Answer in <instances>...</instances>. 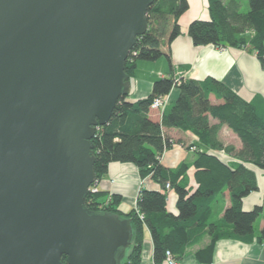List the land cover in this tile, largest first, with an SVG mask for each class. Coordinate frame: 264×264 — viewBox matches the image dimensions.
Instances as JSON below:
<instances>
[{
	"label": "water",
	"instance_id": "95a60500",
	"mask_svg": "<svg viewBox=\"0 0 264 264\" xmlns=\"http://www.w3.org/2000/svg\"><path fill=\"white\" fill-rule=\"evenodd\" d=\"M154 0H0V264H121L131 219L84 205L97 125ZM65 255V261L62 260Z\"/></svg>",
	"mask_w": 264,
	"mask_h": 264
},
{
	"label": "trees",
	"instance_id": "16d2710c",
	"mask_svg": "<svg viewBox=\"0 0 264 264\" xmlns=\"http://www.w3.org/2000/svg\"><path fill=\"white\" fill-rule=\"evenodd\" d=\"M207 2L209 19L196 18L187 26L192 43L245 49L256 55L264 69V0H247L246 11H241L240 0ZM187 8L188 0H154L148 7L147 29L136 37L124 71L130 77L138 59L155 60L163 56L170 72L153 81L146 97L133 101L119 97L109 120L96 126L92 138L95 178H101L112 161L131 162L141 178L150 177L162 188L168 181L177 194L178 213L173 214L166 208L165 192L160 190L141 187L135 207L125 212L118 208L121 200L118 194L106 196L101 189L87 192L84 205L89 210L116 212L131 219V243L121 264H141L145 227L150 232L156 264L164 261L167 249L175 258H181L186 247L206 234L210 235V242L195 255L199 260L209 261L214 243L221 237L251 241L253 222L262 212L258 204L249 210L242 209V198L257 189L254 172L241 163L231 164L221 159L213 151L224 148L216 137L220 127L226 124L241 141L237 155L264 169V96L255 93L246 100L214 77L197 80L173 75L170 44L180 31L178 17ZM175 77L179 82L174 81ZM174 87L178 89L177 96L168 101L160 121L153 120L149 116L152 99L169 94ZM210 96L221 102L213 103ZM210 118L217 122H211ZM164 127L189 130L197 136L202 149L195 151L192 162H182L176 168L160 163L163 151L174 142L164 133ZM190 166L195 167L197 182L192 191L176 181L180 176L183 178ZM225 189L230 202L220 220L221 225L229 224L231 229H222L215 220H208L213 200L223 195ZM256 239L264 243V227ZM62 260L65 261V255Z\"/></svg>",
	"mask_w": 264,
	"mask_h": 264
},
{
	"label": "crops",
	"instance_id": "0c3cea01",
	"mask_svg": "<svg viewBox=\"0 0 264 264\" xmlns=\"http://www.w3.org/2000/svg\"><path fill=\"white\" fill-rule=\"evenodd\" d=\"M243 4L244 2L240 1V8ZM207 5V0H188V8L178 17L180 31L170 44L173 67L171 72L174 76L197 80L214 77L223 81L246 100L255 93L264 96V69L254 53L237 47L192 43L187 34V26L196 18L209 19ZM169 72L168 61L163 56L155 60H137L133 75L130 76L131 87L126 98L133 101L146 97L151 91L153 81L168 75ZM177 94L178 89L173 88L169 93V101L175 99ZM210 98L211 101L216 100L213 96ZM149 116L155 121H160L158 110L150 109ZM215 121L212 119V122ZM163 131L174 142L170 148L163 151L159 158L160 163L168 168H176L182 162H192L196 153L189 149L190 145H194L197 149L202 147L197 136L189 130L177 127H164ZM240 145L239 140L238 146ZM243 165L254 172L257 189L242 198V209L249 210L256 204L262 206V212L253 222L254 238L246 241L221 237L214 243L210 260L202 261L197 259L195 252L210 242V235H203L198 241L186 247L181 258H175L174 253L171 252L177 264H264V243L256 239L259 230L264 227V169L246 162ZM194 172L195 167L190 166L183 178L180 176L176 181L192 191L197 186ZM141 187L162 192V186L158 182L150 177L141 178L138 168L131 162L112 161L101 177L100 189L105 191L106 196L112 193L118 194L121 197L118 208L124 212L135 207ZM176 199L177 194L172 187L166 192V208L173 214L178 213ZM229 202V194L225 189L223 195L216 196L210 207L208 220H215L222 229H231L229 224L221 225L220 220L222 211ZM143 237L141 264H156L153 261V244L147 227L144 228Z\"/></svg>",
	"mask_w": 264,
	"mask_h": 264
},
{
	"label": "rangeland",
	"instance_id": "374dc122",
	"mask_svg": "<svg viewBox=\"0 0 264 264\" xmlns=\"http://www.w3.org/2000/svg\"><path fill=\"white\" fill-rule=\"evenodd\" d=\"M242 2H244L241 11H246L248 9V4H247V0H240ZM139 60V59H138ZM176 88V87H174ZM213 103H217V102H221V100H213ZM210 121L212 122V118H210ZM217 122V121H216ZM217 140L219 142L223 143L224 148L223 149H217L215 151L211 150V149H207V151H213L214 153H216L221 159L230 162L231 164H244L246 162V158L244 159L243 157H239L237 155V150L241 147L238 146L239 143V137L234 133V131L229 128L226 124H223L220 129L218 130L217 133ZM241 142V141H240ZM191 146V145H190ZM229 147H232L233 149H229ZM189 149H191L189 147ZM196 151L197 148L194 147V149H191ZM246 163H250V162H246ZM252 164V163H250ZM168 182V181H167ZM170 184V183H169ZM170 186L172 187V185L170 184ZM128 253V249L126 250V254Z\"/></svg>",
	"mask_w": 264,
	"mask_h": 264
},
{
	"label": "built area",
	"instance_id": "2783aa9c",
	"mask_svg": "<svg viewBox=\"0 0 264 264\" xmlns=\"http://www.w3.org/2000/svg\"><path fill=\"white\" fill-rule=\"evenodd\" d=\"M174 81L179 82V78L175 77ZM169 101V94H165V95H159V96H155L151 103H150V109H155L158 110L161 116V113L164 109V107L167 105ZM96 135V133L94 134V136ZM194 145H191L190 148L194 149ZM100 184H101V178H94L93 183L89 186V190L91 192H96L100 189ZM172 187L170 186L169 182H166L164 187L162 188V192H166L171 189ZM109 198V197H107ZM139 216L142 218V214L139 213ZM164 264H177V261L174 259L171 251L169 249H167L165 251V257H164Z\"/></svg>",
	"mask_w": 264,
	"mask_h": 264
}]
</instances>
